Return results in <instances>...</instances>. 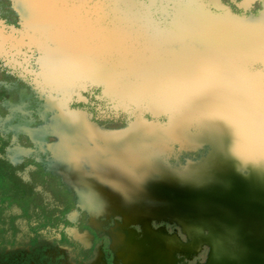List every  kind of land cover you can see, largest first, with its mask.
I'll list each match as a JSON object with an SVG mask.
<instances>
[{"label":"bare ground","instance_id":"1","mask_svg":"<svg viewBox=\"0 0 264 264\" xmlns=\"http://www.w3.org/2000/svg\"><path fill=\"white\" fill-rule=\"evenodd\" d=\"M83 1L44 0V10L47 8L49 11L44 15L38 12L39 0H23V6L18 5L25 26L31 29V32H25V39L31 38L30 41L35 43L40 51L37 60L40 72L34 76L42 81L39 83L43 85L40 87L41 93L47 88V94L53 97L49 103H43V107L38 103L41 106L36 111L40 121L38 127L32 123L27 125L30 127L29 135L33 144L40 150L50 149L47 152L52 157L54 155L55 160L65 162L73 169L89 175L109 190V197L101 199L98 207H105V213L115 212L122 219V222L109 224L108 233L117 255L128 264H174L176 255H194L206 239L196 237L193 229L184 227L182 234L185 241H182L175 231H168L163 222H155L157 225L154 226V222H151L154 219L173 224L183 221L194 228L218 225L231 236L238 264H264V161L259 168V164L247 152L248 144L241 145L246 138L243 133L240 134L230 124L225 125L226 128L221 133L216 129L220 131L219 128L223 127L218 125L215 127L216 131H212L213 128L210 129L209 126L214 124L209 120L204 122L205 118L202 116L203 111L207 113L206 110L195 109L194 104L187 109L190 110L188 122L179 119L180 123H174L171 120L173 122L168 121V124L159 128L158 124L148 128L151 123L139 120L138 127L131 129L126 140L118 141L115 148L106 141L103 144L97 142V130L87 125L80 117L79 111L70 112L72 114L64 117L62 106L69 99V95L77 91V84L82 82V72L90 75L87 77L90 80L99 79L102 75V78L110 76L108 62L111 55H108L107 62L102 63L101 57L96 56L97 50L93 48H104L108 45L107 48L110 49L106 40L114 41L115 36L117 42L113 45L124 48V36L117 28L100 29L80 17V13L87 17L85 13L97 15L106 9L110 11L118 5L115 0ZM247 1L245 0L246 4ZM135 2L130 0L132 6L122 8L121 4L124 3L119 2L120 10L132 12ZM212 3L215 4V0ZM261 10L260 13L264 14V6ZM127 16L132 17L128 14L125 17ZM28 28L27 31L30 30ZM261 30L263 31L264 27ZM20 41L17 40L13 29L7 28L4 23L0 25V55L5 56L8 51L16 52ZM255 50L260 52L259 49ZM248 54L252 58L262 60L254 50H242L241 60H248ZM104 64H107V67ZM245 86L242 88L247 91L248 87ZM129 87L128 84L124 86L123 97L130 106H135L139 101L140 91ZM257 93L258 103L264 107V93ZM257 93L255 90L251 91L248 98L254 99ZM43 96L46 94L43 93ZM164 98H161V101L157 98L150 99L143 105H146L147 110L155 106L164 108L167 115L169 112L173 113L177 107L182 108L183 103L178 102L174 96H170L171 100ZM154 100L160 103L167 101L168 107L160 106ZM8 102L11 111L23 107L20 106L19 100ZM207 109L209 112L212 108ZM25 111L26 109L23 113H26ZM213 112L218 114L216 118L225 119L214 109ZM251 113L249 120L254 127L253 133L259 142L264 160V120H261L259 113ZM193 114L194 116H191ZM171 117L174 118L173 115ZM2 121L3 119H0L2 129H7L5 126H9L8 122ZM26 123V118H19L16 125L20 129L18 131H24L22 127L26 128ZM200 123H203L202 126ZM200 129L202 132H199ZM205 143L208 147L204 154L194 159L180 160L178 151L197 149ZM21 154L23 151L20 148L10 150L13 159H18ZM44 166L49 171L56 169L54 165L44 163ZM75 176L73 175V178ZM73 181L75 183L70 181V188L74 195L78 189L83 190L84 187L76 185L77 179L74 178ZM77 183L81 184L80 181ZM74 199L78 200V196ZM136 206L157 214H145V217L140 218L141 215L134 214ZM89 221L98 222L91 219ZM102 225L106 223L97 224L98 227ZM79 237L88 241L85 233ZM215 245V250L210 247L212 251L218 254L223 252L222 244Z\"/></svg>","mask_w":264,"mask_h":264},{"label":"water","instance_id":"2","mask_svg":"<svg viewBox=\"0 0 264 264\" xmlns=\"http://www.w3.org/2000/svg\"><path fill=\"white\" fill-rule=\"evenodd\" d=\"M88 1L84 0L83 3ZM114 2L118 5L110 11L106 9L97 15L95 13H85L87 17L80 13L83 20L94 23L100 29L117 28L118 32L124 36V45H122L124 48H117V45H113L114 42H117L116 36L114 41L106 40L110 49L107 48L108 45L104 48H93V50H97L98 54L96 56L101 57L102 63L107 62L108 55H111L108 62L110 67L109 78H102V75L99 79H87L90 75L83 74L85 71L81 68L83 67L82 64H80V68L84 71L80 75L83 84H77L76 90L84 89L85 85L100 84L102 96L113 102L115 107L127 111L132 116V120L126 127L109 129L91 121L88 113L79 111L81 114L79 116L84 119L87 125L97 130V142L103 144L106 141L107 144L116 148L118 141L126 140L131 129L138 127L139 120L151 123L148 128L156 124L159 128L168 124V121L180 123L179 119L188 122L187 117L190 110L187 109L196 104L195 109L202 108L206 110L207 113H204L203 110V113H201L205 118L204 122L209 120L211 124H214V126H209L210 129L213 128L212 131L217 130L221 133L226 128L225 125L230 124L240 134L243 133L246 138L241 145L248 144V154L259 164V168L262 167L264 160L258 146L259 142L253 133L254 127L249 120L251 112L259 113L261 120H264V107L258 103L259 95L257 93H264V30H261L264 27V14L260 13L262 10L254 15L235 14L228 7L220 5L219 0H215V4L212 3L214 8L209 4V1L204 0H131L132 3L135 2L136 7L134 6L132 12H124L120 10L119 2L124 3L121 4V8L122 6L131 7L130 0L129 3L125 0H115ZM194 2L197 5L193 4ZM43 3L44 0H39L37 4L38 12L42 15L49 12L47 8L44 10L45 5L43 7ZM107 14L109 15L107 16ZM127 14L132 15V17H125ZM98 19H100V23ZM16 38L19 39L18 36ZM174 43L175 47L170 48ZM255 48L259 49L260 52L256 51ZM242 50L250 52L254 50L257 55L262 57L260 59L263 61L252 58L249 54L248 57L250 58L248 60H241ZM94 60L93 63L96 62V59ZM258 63H261L263 67ZM104 65L107 67V64ZM93 70L94 68H92ZM40 82L42 81L39 80ZM127 84L130 89L140 91V94H138L139 101L135 106H130L123 97L124 86ZM242 84L250 90L248 88L247 91L244 90ZM41 85L39 84V87L36 88V94L39 104L42 106L43 103L52 101L53 97L47 94V88L43 91L46 96H43L42 90L40 91V87L43 86ZM6 87L11 88L8 85ZM254 90L257 95L251 100L248 98V93L250 96V92H254ZM170 96H174L178 102L183 103L181 105L183 109L181 107L175 108L176 103L173 113L169 112L167 115L165 113L166 109L163 110L164 108L161 109L155 106L151 110H147L146 105H143L150 99L157 98L161 101L165 97L164 100H168V98L171 100ZM19 100L22 101L21 104L23 105L21 106L25 108L27 101H23L22 96ZM71 101L72 97L69 95V99L62 106L64 117L72 114L70 112H75V110L68 107ZM160 101L154 100L155 103L158 102V105L168 107L167 101H162L163 103H160ZM41 106H38V110ZM210 107L212 109H209V113L207 108ZM213 109L224 116L225 119L216 118L218 114L215 115ZM25 112L30 116L29 110ZM144 113H148L153 118L146 120ZM159 114L166 115L167 120L164 123L154 119ZM194 114L191 116H194ZM172 115L174 118L171 117ZM26 119L28 123L24 124L26 128L22 127V130L29 135L30 127L27 125L32 123V118L27 117ZM202 124L200 123L201 126ZM38 125L33 126L38 127ZM216 125L223 128H219V131L215 128ZM199 132H202L201 129ZM230 135L233 136L232 133ZM12 140H16L15 133ZM20 149H22L23 154H31L37 160H42L43 164L54 165L56 169L49 171L41 164L45 171H49L52 175L58 177L61 184L69 192H71L70 181L75 183L73 181L75 178L77 182H81V184L76 182V185H80L84 189L77 188L78 192L74 193L73 200L78 208L86 212L87 224L93 229L98 227L97 224H107L109 221L117 220L114 218L117 215L115 212L105 213V207H98L100 200H105L104 198L110 195L109 190L102 183L81 171L73 169L65 162H58L59 160H55L54 155L53 158L50 153L48 154L47 150H50L48 148L40 150L39 147L33 144L28 149ZM21 158L20 156L18 159L13 160L19 161ZM73 175L76 176L73 178ZM76 195L78 200L74 199ZM73 213L74 215H70L69 219L75 221L78 211L76 210ZM89 219L98 222H90ZM175 225L181 233H184V227H190L195 231L196 237L206 238L197 248L198 251L202 245L208 247L205 261L196 264H238L237 252L232 238L220 226H196L194 228V226H190L183 221L178 224L175 223ZM69 229L70 231H78L76 227H70ZM85 232L88 239H91L90 233L86 230ZM215 243L222 244L223 252L221 251L218 254V252L210 249V247L213 250L216 249ZM174 264H177V262L175 261Z\"/></svg>","mask_w":264,"mask_h":264},{"label":"rangeland","instance_id":"3","mask_svg":"<svg viewBox=\"0 0 264 264\" xmlns=\"http://www.w3.org/2000/svg\"><path fill=\"white\" fill-rule=\"evenodd\" d=\"M125 1L129 3V0ZM204 1H209L214 8V0ZM247 2L248 4L245 0H219L220 5L228 7L235 14H258L264 6V0ZM22 4L21 0H0V22L2 20L9 25L21 40L16 52L8 51L5 56L0 55V82L11 86L9 89L0 86V119L9 125L5 126L7 129H1L0 126V264H88L96 245L102 250V264H113L108 237L100 235L87 224L86 212L76 206L73 195L61 184L58 177L45 171L34 155L21 154L19 161H14L9 155L11 149H28L33 146L29 138L22 131H18L16 125L19 118L30 117L33 125L40 122L36 114L39 99L35 92L39 87V80L34 76L39 71L37 60L40 51L35 43L31 42V38L25 39V32H31V29L25 26L21 18L18 5ZM26 28L30 30L27 31ZM173 47L175 45L170 48ZM84 87L70 94V109L88 113L91 121L105 128L119 129L129 124L132 116L103 97L100 84ZM21 96L23 101H27L25 109L30 111V116L23 113L24 107L19 100ZM9 100H19L22 109L10 111L6 103ZM144 118L149 120L153 117L144 113ZM166 118L165 114L154 117L160 123H164ZM14 133L15 141L12 140ZM207 147L205 143L197 149L180 150V160L197 158L205 153ZM135 209L137 210L134 214L141 215L140 218L145 217V214H157L137 206ZM76 210V220H70L69 214ZM114 218L120 217L115 215ZM162 222L168 231H175L180 239L185 241V236L175 224ZM153 225L156 226L157 223L154 222ZM70 227L89 232L92 244L88 248L83 247L67 232ZM207 250L208 247L202 245L191 257L178 254L176 262L203 263Z\"/></svg>","mask_w":264,"mask_h":264},{"label":"flooded vegetation","instance_id":"4","mask_svg":"<svg viewBox=\"0 0 264 264\" xmlns=\"http://www.w3.org/2000/svg\"><path fill=\"white\" fill-rule=\"evenodd\" d=\"M5 24V22L4 21H2L1 20V22H0V25H2V24ZM6 25V27L7 28H9V29H11L10 28V26L9 25H7V24H5ZM23 71V70H22ZM22 74L20 73L19 74V76H21ZM4 86V87H6L7 86V84H4V83H1L0 82V86ZM7 103V106L9 107V102L7 101L6 102ZM9 109H10V107H9ZM11 111V110H10ZM1 126V125H0ZM1 129H2V127H1ZM20 133H21V131H19ZM22 133L24 134V135H26L28 138H29V140L32 142V140H31V137L29 136V135H27V132H24V131H22ZM32 144H33V142H32ZM9 153H10V151H9ZM10 155V154H9ZM11 157V156H10ZM13 159V158H12ZM36 160H37V158H36ZM37 161H39V163L40 164H43L42 163V160H37ZM42 166V165H41ZM43 166H44V164H43ZM42 166V167H43ZM45 167V166H44ZM46 168V167H45ZM49 172V171H48ZM50 173V172H49ZM71 193V192H70ZM72 194V193H71ZM73 195V194H72ZM70 215H74V213H70L69 214V216ZM162 221H164V220H152L151 222H162ZM114 222H122V219L121 218H119V219H117V220H114V221H112L111 222V224H113ZM166 222H169V221H166ZM109 225H102V227H97V228H95V230L97 231V233H99L100 235H106L107 237H108V248L111 250V253H112V256H113V264H128V262H125L124 260H122L118 255H117V253H116V251H115V249H114V246H113V244H112V239H111V237H110V235H109V233H108V230H109ZM68 233H69V235L74 239V240H76L77 242H79L83 247H85V248H88L91 244H92V241H91V239H88V241H83L82 239H80V237H79V235L80 234H83V233H85V234H87L85 231H77V232H75V231H70V229L67 231ZM181 256H184V255H181ZM192 255H190V256H185V257H191ZM120 261H121V263H120ZM103 263V256H102V250L99 248V245H96V247H95V249H94V251H93V253H92V257L88 260V264H102Z\"/></svg>","mask_w":264,"mask_h":264}]
</instances>
